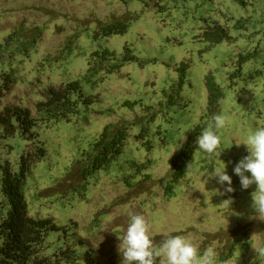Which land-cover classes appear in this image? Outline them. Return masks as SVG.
Returning <instances> with one entry per match:
<instances>
[{
  "label": "rangeland",
  "instance_id": "1",
  "mask_svg": "<svg viewBox=\"0 0 264 264\" xmlns=\"http://www.w3.org/2000/svg\"><path fill=\"white\" fill-rule=\"evenodd\" d=\"M0 46V97L11 91L1 106L33 113L45 89L79 86L76 114L12 138L8 157L31 142L44 150L22 194L30 217L55 226L46 238L53 262L124 264L118 237L139 213L157 244L184 235L213 247L219 264H264L256 185L241 189L233 172L249 155L240 143L264 127V0H0ZM103 50L112 57H95L88 75ZM216 114L229 117L219 157L196 145ZM191 135L189 171L173 183L169 165ZM221 161L234 188L224 195L214 190L227 185L210 177Z\"/></svg>",
  "mask_w": 264,
  "mask_h": 264
},
{
  "label": "trees",
  "instance_id": "2",
  "mask_svg": "<svg viewBox=\"0 0 264 264\" xmlns=\"http://www.w3.org/2000/svg\"><path fill=\"white\" fill-rule=\"evenodd\" d=\"M110 27L108 26V28ZM124 30L123 26L116 33H121ZM108 33L113 32L109 30ZM91 57L88 75H91L92 71L96 72L95 57L106 60L112 55L103 50L101 53L92 54ZM212 85L211 83L209 88H214ZM78 88L76 82H71L58 88L45 89L35 103L33 113L28 108H22L19 102L15 106H1L3 97L11 92L9 90L0 97V169L2 164L4 166L0 173V264H59L58 260L53 262L46 254L48 248L46 238L48 233L55 229V226L49 220L30 217L22 194L25 175L30 167L44 157V150L39 142H31L30 145H26L20 155L15 154L10 159L8 157L14 150L12 138L30 140L34 138V128L40 123L47 124L61 119L69 121L70 117L77 112L76 102L72 96L78 91ZM21 99L22 102H26L23 98ZM215 105L216 100L210 92L208 110L213 112ZM104 133L105 130L102 135ZM191 138L192 135L188 137L180 154L171 161L170 171L173 183H177L189 171L194 147ZM118 151L119 146L110 152L107 158L103 159V163L109 162ZM77 175V179H79L83 177V172ZM214 237L217 236H209V239ZM227 249L230 252L231 245L227 246ZM64 255L66 259L74 257V251L66 248ZM228 257L223 259L226 260Z\"/></svg>",
  "mask_w": 264,
  "mask_h": 264
},
{
  "label": "clouds",
  "instance_id": "3",
  "mask_svg": "<svg viewBox=\"0 0 264 264\" xmlns=\"http://www.w3.org/2000/svg\"><path fill=\"white\" fill-rule=\"evenodd\" d=\"M228 121L229 117L226 115H214L212 121L197 137L198 148L206 154H215L219 157L223 150H217L221 147L222 130ZM185 139L184 136L183 141ZM240 144L247 147L249 155L242 157L235 164L233 172L239 177L241 189L256 185V190L252 193V207L259 217H264V127L250 131L246 140ZM180 146L181 144L173 150L172 154ZM221 164L222 167L217 168L210 177L216 178L221 186L227 185L223 192L219 189L214 190L216 194L224 195L234 192V188L231 186V176L225 171L226 165L222 161ZM245 173H250V176ZM232 202L231 198L222 201L227 207ZM129 217L130 223L127 225L125 235L122 240L118 237L123 248L124 264H219L218 254L213 247L210 246L201 251L200 246L192 239L184 235L171 234L157 244L151 232L152 225L145 215L129 213ZM255 251L264 257V247ZM161 257L164 259L161 260ZM231 264H236V261H232Z\"/></svg>",
  "mask_w": 264,
  "mask_h": 264
}]
</instances>
